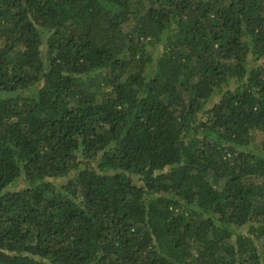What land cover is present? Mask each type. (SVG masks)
Wrapping results in <instances>:
<instances>
[{
	"label": "trees",
	"instance_id": "1",
	"mask_svg": "<svg viewBox=\"0 0 264 264\" xmlns=\"http://www.w3.org/2000/svg\"><path fill=\"white\" fill-rule=\"evenodd\" d=\"M0 264H264V0H0Z\"/></svg>",
	"mask_w": 264,
	"mask_h": 264
},
{
	"label": "rangeland",
	"instance_id": "2",
	"mask_svg": "<svg viewBox=\"0 0 264 264\" xmlns=\"http://www.w3.org/2000/svg\"><path fill=\"white\" fill-rule=\"evenodd\" d=\"M260 136H261L260 134H257L256 139L258 140V138H260Z\"/></svg>",
	"mask_w": 264,
	"mask_h": 264
}]
</instances>
